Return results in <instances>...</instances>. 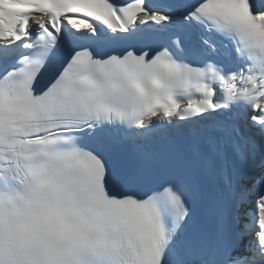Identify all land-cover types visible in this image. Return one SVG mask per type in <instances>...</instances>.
Returning <instances> with one entry per match:
<instances>
[{"label": "snow or ice", "instance_id": "obj_1", "mask_svg": "<svg viewBox=\"0 0 264 264\" xmlns=\"http://www.w3.org/2000/svg\"><path fill=\"white\" fill-rule=\"evenodd\" d=\"M0 264H264V0H0Z\"/></svg>", "mask_w": 264, "mask_h": 264}]
</instances>
